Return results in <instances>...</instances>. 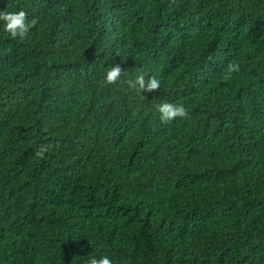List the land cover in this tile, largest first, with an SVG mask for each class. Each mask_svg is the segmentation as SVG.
<instances>
[{"label":"trees","instance_id":"trees-1","mask_svg":"<svg viewBox=\"0 0 264 264\" xmlns=\"http://www.w3.org/2000/svg\"><path fill=\"white\" fill-rule=\"evenodd\" d=\"M6 8L37 24L0 21V264H264V0Z\"/></svg>","mask_w":264,"mask_h":264},{"label":"clouds","instance_id":"clouds-1","mask_svg":"<svg viewBox=\"0 0 264 264\" xmlns=\"http://www.w3.org/2000/svg\"><path fill=\"white\" fill-rule=\"evenodd\" d=\"M0 21L4 22V30L8 32L13 39L19 38L21 40H23L28 35L30 29L37 24L35 18L30 22L28 21V13L23 9L19 11H8L7 8L0 10ZM239 71L240 65L234 61H229L227 74L224 76V79H230L232 73ZM123 74L124 70L120 64H114L106 71L103 82L106 85L117 84V82L121 80ZM124 83L128 85L129 89L134 90L137 93H151L161 89L160 81L155 76L146 79V73L142 70L137 71L135 78L124 80ZM156 108L161 114V121L165 123L172 122L177 118L188 117V110L183 104L164 102L156 105ZM48 150V145H41L37 150L36 155L38 157H43ZM86 264H113V261L107 255L99 258L89 256Z\"/></svg>","mask_w":264,"mask_h":264}]
</instances>
